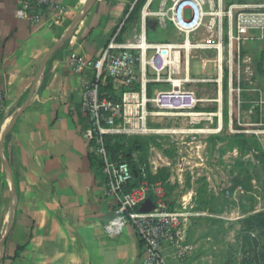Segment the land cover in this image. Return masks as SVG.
<instances>
[{"label": "crops", "instance_id": "crops-1", "mask_svg": "<svg viewBox=\"0 0 264 264\" xmlns=\"http://www.w3.org/2000/svg\"><path fill=\"white\" fill-rule=\"evenodd\" d=\"M23 1L0 0V91L6 98L0 138L34 90L0 151V264H141L142 245L131 227L116 240L104 235L114 217L115 200L105 197L102 172L90 158L81 92L92 73H77L69 65L73 54L99 56L131 0H97L80 18L90 0H59L66 14L57 23L38 26L19 17ZM61 40L63 45L38 78ZM142 58L137 69L141 82L136 84L141 92L135 94L141 111L148 84H157L147 79L146 57ZM2 157L13 172L14 207ZM13 209L12 228L1 243ZM198 240L194 232L187 233L184 258H174L167 246L164 255L170 264H209L203 253L206 244Z\"/></svg>", "mask_w": 264, "mask_h": 264}, {"label": "rangeland", "instance_id": "rangeland-1", "mask_svg": "<svg viewBox=\"0 0 264 264\" xmlns=\"http://www.w3.org/2000/svg\"><path fill=\"white\" fill-rule=\"evenodd\" d=\"M176 2L131 0L118 23L122 43L185 44L186 36L170 21ZM227 2L257 0H223V11ZM217 12L209 10L189 36L193 46L203 48H175L172 69L146 96L144 119L136 107L141 99L129 98L126 120L119 122L123 133L108 140V152L116 161L128 158L136 169H145L149 183L164 186L170 208L189 218L187 233L206 244L209 264H264V133H251L252 125L264 124V39L254 32L231 45L227 18ZM151 21L157 23L154 30ZM152 55L149 50L145 58L148 80L157 79L149 66ZM169 76L173 83L166 82ZM172 90L194 92L197 108L157 109L152 103L157 93Z\"/></svg>", "mask_w": 264, "mask_h": 264}, {"label": "built area", "instance_id": "built-area-1", "mask_svg": "<svg viewBox=\"0 0 264 264\" xmlns=\"http://www.w3.org/2000/svg\"><path fill=\"white\" fill-rule=\"evenodd\" d=\"M218 8L217 16L224 15L229 25L231 45L241 42L248 34L257 32L264 39V0L255 3L232 4L227 11H223V0H177L171 10L170 21L177 32L189 36L198 31L204 23L209 10ZM67 10L61 6L59 0H24L18 11L20 18H27L33 26L42 23H57ZM189 12L190 19H186ZM164 16L163 14H160ZM164 18L159 19L162 26ZM123 24L118 25L112 32L107 43L95 59H87L73 54L69 65L77 73L90 71L92 79L85 83L81 92L82 111L89 122L87 134L90 153L102 167L105 187V197L114 198V217L104 227V235L110 240L120 238L127 227H131L142 245L144 259L141 264H170L164 255L167 246L173 251L176 259L184 258L186 246L187 226L189 218L170 208L167 193L162 184L149 183L145 169L141 168L140 183L131 188L134 182V171L124 161L110 159L106 145V137L123 133L119 122L126 120L128 115L127 101L135 98L136 93H123L121 102L112 99L103 89L112 81L115 92H122L124 88H133L141 80L137 69L142 62L143 49L139 45L119 42ZM218 29L222 32L223 23L220 18ZM146 52L153 51L149 66L157 79L172 69L175 59L176 45L155 44L146 45ZM182 46V45H178ZM264 69V55L262 58ZM262 79L264 82V70ZM173 83L171 76L166 81ZM6 98L0 91V124L5 115ZM155 107L162 111H194L199 99L191 91H161L152 100ZM146 110L142 109V118ZM251 133L259 136L264 133V124L251 126ZM237 193H242L238 188ZM230 196V193H227ZM147 202H151L153 209L142 212Z\"/></svg>", "mask_w": 264, "mask_h": 264}, {"label": "water", "instance_id": "water-1", "mask_svg": "<svg viewBox=\"0 0 264 264\" xmlns=\"http://www.w3.org/2000/svg\"><path fill=\"white\" fill-rule=\"evenodd\" d=\"M97 0H90L86 6L83 8L79 18L81 16H83L86 11H88L95 3H96ZM78 18V19H79ZM77 19V20H78ZM77 20H76V23H77ZM75 23V24H76ZM157 23L154 22V21H151L150 24H149V28L151 30H154L155 27H156ZM75 25L72 26V28L69 30V31H72L74 29ZM63 45V41L61 40L60 42H58L55 47L53 48V50L48 54V56L46 57V60L39 72V75H38V78L43 74L45 68H46V65H47V62L50 58V56L58 49L60 48L61 46ZM34 94V90L32 92V94L30 95V97L28 98V100L26 101V103L22 106V108L15 114L12 116L10 122L8 123V125L5 127V130L3 131L2 135H1V138H0V151L2 152L4 150V147H5V142H6V139L7 137L11 134V132L13 131L14 129V126L16 125L19 117L28 109L29 105H30V102H31V99H32V96ZM2 160L7 168V171H8V174L10 175V178H11V183H12V200H13V207H14V203H15V199H16V188H15V183H14V177H13V172H12V169L8 163V161L2 157ZM153 209V206H152V203L151 202H147L146 205L142 208V212L144 213H147V212H150L151 210ZM13 217H14V209L12 210V215H11V220H10V223H9V226H8V230L6 232V235L4 237V239L2 240L1 243L4 242L6 236L10 233V230L12 228V223H13Z\"/></svg>", "mask_w": 264, "mask_h": 264}, {"label": "trees", "instance_id": "trees-1", "mask_svg": "<svg viewBox=\"0 0 264 264\" xmlns=\"http://www.w3.org/2000/svg\"><path fill=\"white\" fill-rule=\"evenodd\" d=\"M229 5H230V3L227 2V6H229ZM116 30H117V27L114 29V31H116ZM114 31H113V32H114ZM122 31H123V29H122ZM121 34H122V32H121ZM119 42H122V41H121V36H120V38H119ZM152 87H153V84H148V86H147V96H148V97H150V94H151V93H150V92H151L150 90H151ZM103 90L106 91V92H108V93L111 95L112 99H114V100H116V101H119V102L122 101V99H118V98L116 97L118 94H117V92H115V90L113 89V83H112V81H109L107 87H105ZM130 92H132V93H140V92H141L140 86H139V85H135V86H133V88H124V89L122 90V93H130ZM10 136H11V134L7 137V140H6L5 145H7L8 141H9V139H10ZM111 137H113V136L106 137V145H107V149H108V140H109ZM108 154H109V152H108ZM109 156H110V155H109ZM90 158H91V161L94 162L95 165H97L98 170H99V171H102V167H101L100 164L97 163L96 158H95L94 156H91ZM110 159L113 160V161H116V160L112 159L111 157H110ZM116 162H119V161H116ZM124 162H127V163L130 165L131 169L134 171V182H133V184L131 185V188H133V187H137V186L139 185V183H140L141 171L138 170V169H136V168L134 167V165L132 164V162L129 161L128 158H126V160H125ZM96 163H97V164H96ZM20 251H21V248L18 250L17 255L19 254Z\"/></svg>", "mask_w": 264, "mask_h": 264}, {"label": "bare ground", "instance_id": "bare-ground-1", "mask_svg": "<svg viewBox=\"0 0 264 264\" xmlns=\"http://www.w3.org/2000/svg\"><path fill=\"white\" fill-rule=\"evenodd\" d=\"M143 41H144V39H143ZM141 48L143 49V57L145 58L146 57V47H145L144 43H141ZM194 48L199 49V48H203V47L202 46H193V44L189 40L185 41V44H183L182 46L176 47V49L185 50L186 52H189L191 49H194ZM143 61H144V59H143ZM197 116H199V115H197Z\"/></svg>", "mask_w": 264, "mask_h": 264}]
</instances>
